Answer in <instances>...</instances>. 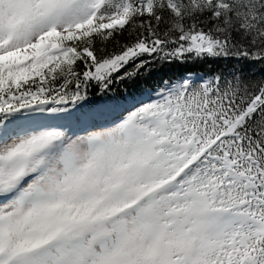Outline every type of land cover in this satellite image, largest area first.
<instances>
[{"label":"snow or ice","instance_id":"snow-or-ice-1","mask_svg":"<svg viewBox=\"0 0 264 264\" xmlns=\"http://www.w3.org/2000/svg\"><path fill=\"white\" fill-rule=\"evenodd\" d=\"M209 59L264 66V0H0V264H264V79L162 80L96 130L52 123Z\"/></svg>","mask_w":264,"mask_h":264},{"label":"trees","instance_id":"trees-1","mask_svg":"<svg viewBox=\"0 0 264 264\" xmlns=\"http://www.w3.org/2000/svg\"><path fill=\"white\" fill-rule=\"evenodd\" d=\"M117 39L123 44L129 39V35L128 33H124L122 36L117 37ZM94 47L97 55H101V49L105 52H111L116 48V43L113 41L102 44L100 41H97ZM142 59H147V57H142ZM152 68L153 70L147 75L142 72L140 78L134 83L125 81L119 84H113L111 86V91L106 95H97L98 89L95 87L91 88L88 93L89 99L84 102L79 110L91 109L98 105L108 103L118 106L126 105L127 103L131 104L144 95L154 94L151 90L155 88L160 81H178L181 78L185 79L189 75L199 77V79L191 81L193 83H198L202 79L211 78L213 74H219L220 72L237 68L242 71L246 79H264V66L259 63L248 61L236 63L235 61L225 62L222 60L210 59L202 61L190 60L185 63H172L171 65L164 66L162 69L159 64H154ZM79 70H83L82 65L79 66Z\"/></svg>","mask_w":264,"mask_h":264},{"label":"rangeland","instance_id":"rangeland-1","mask_svg":"<svg viewBox=\"0 0 264 264\" xmlns=\"http://www.w3.org/2000/svg\"><path fill=\"white\" fill-rule=\"evenodd\" d=\"M147 98H148L147 102H149L150 99L155 98V97H147ZM140 102H141V100L138 99V100H135L132 103V105L119 106V107L114 106V105H101V106H97L96 108H93V109H98V108H115V109H120V111H123L126 108H132L133 105H138ZM88 111H90V110H88ZM88 111H83L82 109L80 111L79 110H76V109H73L72 110V115L68 116V115L64 114V116L62 118L60 117V120L61 121H64V122L67 121V120H72V121H76L78 123H81L80 119L78 120L77 118L78 117L80 118V115L85 114ZM59 125H62V126H64V128H66L65 125H63V124H59ZM69 130H71V129H69ZM89 130H96V129L89 127ZM76 133L77 134H80V135L85 134V132L83 131V129L80 130L79 132H76Z\"/></svg>","mask_w":264,"mask_h":264},{"label":"bare ground","instance_id":"bare-ground-1","mask_svg":"<svg viewBox=\"0 0 264 264\" xmlns=\"http://www.w3.org/2000/svg\"><path fill=\"white\" fill-rule=\"evenodd\" d=\"M100 111H120V109H115V108H98V109H92V110L88 111L85 114L97 113V112H100ZM85 114L80 115V121H81V123H78V122L72 121V120H67V121L64 122V121H61L60 120V117L53 118L52 119V123L57 124V125L63 124V125L66 126V124L68 122H72L73 127H72L71 131L79 132L80 130H82L86 126H88V125H86V122L84 120V115ZM88 127H90V126H88Z\"/></svg>","mask_w":264,"mask_h":264}]
</instances>
